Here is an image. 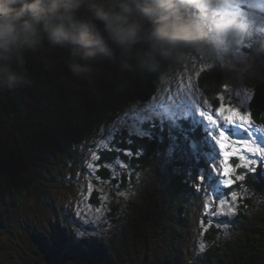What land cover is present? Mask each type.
<instances>
[{"label": "trees", "instance_id": "16d2710c", "mask_svg": "<svg viewBox=\"0 0 264 264\" xmlns=\"http://www.w3.org/2000/svg\"><path fill=\"white\" fill-rule=\"evenodd\" d=\"M198 4V0H185L179 9L196 31L204 19L190 8H198ZM143 25L145 33L153 29L147 23ZM50 46L67 50L72 45L54 42L26 49L23 65L15 69L17 81L0 84V253L17 250L9 262L0 264H133L138 258L149 259L150 264L152 255L162 264H177L184 252L182 247L197 237H202L208 247L191 255L186 264H264L262 163L233 186L231 191L246 188L250 192L236 214L228 220L220 217L209 221L203 213L207 190L193 174L198 168L188 175L180 170L181 162H173L168 156L173 141L184 136L172 116L136 118L133 127L137 130L113 124L107 140L97 146L99 177L95 172L89 176L92 170L82 162L86 143L102 122L130 106L131 99L145 103L156 96L172 52L154 50L146 40L135 54L125 55L123 50L117 56L121 66L109 71L104 67L112 66L110 60L115 56L108 59L99 52L91 72L73 79L61 65L58 70L51 60H40L43 54L56 55L48 49ZM246 81L241 69L216 65L199 73L197 85L215 114L226 87L237 89ZM251 86L250 118L264 130V71ZM179 123L184 130L189 129L190 136L202 138L187 119ZM236 161L233 158L232 164ZM208 162L203 160L199 167L209 169ZM209 165L212 169L214 164ZM237 170L245 173L242 168ZM81 175L86 182L92 180L98 185L92 193L93 205L100 204L98 189L103 190L101 195L109 196L105 206L109 239L95 233L91 225L83 229V238L68 234V212L52 208L55 190L76 185ZM211 178L216 184L218 174ZM222 186L217 185L213 197L230 191ZM46 209L55 217L46 215ZM128 224L144 239V255L138 244L130 248L128 240L116 232ZM19 236L24 237L21 242L16 241Z\"/></svg>", "mask_w": 264, "mask_h": 264}, {"label": "rangeland", "instance_id": "374dc122", "mask_svg": "<svg viewBox=\"0 0 264 264\" xmlns=\"http://www.w3.org/2000/svg\"><path fill=\"white\" fill-rule=\"evenodd\" d=\"M198 1V8L196 6H192L190 11L196 15L200 14L201 18L204 19V23L199 26L200 30L198 31L201 37V42H198L188 48L171 51L172 57L170 65L163 72L157 94L151 101L141 103L131 99L130 106L113 113L110 118L111 120L107 119L108 121L102 122L94 135L86 143L87 146L82 155V162L89 169H91V164L93 163L91 158L96 157L97 146L102 145L107 140L113 124L133 127V124L136 125L137 120L135 119H143V116H149L150 119L158 118L160 116H164L163 118L172 116L176 119V128L182 131L184 136L180 141H173L172 146L168 151L169 158L173 160V162H181L182 164L179 165L180 170L187 171L188 175H191V173L198 168L196 173L193 174H195L197 181L202 183L203 189L207 190L205 197H213L212 194L214 190H217V185L222 184L219 175L217 183H212L211 176L214 178L217 177L216 165L219 160V153L210 135L211 129L205 118L201 116L197 110L196 104L201 106L206 115L214 114L211 113L209 110L210 108L207 105L208 102L203 98V94L200 93V89L197 85V78L201 71L216 65H226L241 69L243 74L246 75V82L248 83L237 89L226 87L225 91L221 94V96L224 97L221 103L223 102L226 105L231 104L234 107L239 108L242 113H249V101L252 96V90H250V87H252L251 84L255 80L260 79L264 71V0ZM98 3L99 0H79V14L87 19L90 11L95 8ZM183 7L184 4L181 8ZM204 14L206 15L203 16ZM143 23H147L152 27L155 26L152 19H144ZM53 43V41H50L49 38L44 35L41 37V43L39 45H51ZM52 46L48 47V49L51 52L53 51L54 54L56 53V55H52L51 53V56L50 54H43L40 57V60L49 59L54 62L53 64L58 70L60 69V65L64 70H68L66 67V61L69 58L70 51L72 49L71 47L73 46H68L67 50L61 49L62 47L52 48ZM108 49L109 50L106 52H103L104 57L109 59L112 55H114L115 59L113 58V60H110L112 62V66L104 67L106 71H109L110 69L113 70V68L116 69L118 66H121L117 56L122 54L123 51L110 43L108 44ZM61 71L62 70H60V72ZM71 77L76 79L74 78L76 76L72 75ZM83 77L85 76H81L80 78ZM49 106L55 108L52 103H50ZM182 118L184 120L187 119V122L191 123L189 125L197 129L198 133L202 134L201 139H196L190 136L188 134L189 129H187V131L181 127L179 121H181ZM252 124L254 125L252 130L255 132V143L264 147V130L254 123ZM133 128L136 130L138 129V127ZM229 135L232 139H249L247 134L243 133L241 129H238L235 126L230 127ZM91 143L95 144L91 145ZM212 153H214V156H212ZM255 159L259 161V158ZM203 160L213 163L214 165H212V169H210L209 162L207 165V168L209 169L205 170L200 168V162ZM238 163L241 162L237 160L236 164ZM259 164L260 163L253 165L255 170ZM262 164V172L264 176V163ZM74 169H79V167H75ZM237 174H240L238 170ZM85 180L86 178L83 179V176L81 175L80 179L77 182L75 181L76 185H72L66 190H55V201L52 208L55 211L65 210L68 212L71 220L67 218L65 221L67 227L66 232L68 234L70 233L72 236L79 237L80 231L87 229V225L82 223L81 218L75 215V213L81 211V208H85V205L80 204V202L83 199V196L86 195L87 184L92 182V180L89 182H86ZM92 184L93 189L98 188L97 184L94 182H92ZM109 187H111V185H109ZM233 191L237 194L235 201L236 214L243 203V198L247 195L249 190L242 188ZM226 195L227 193L225 194L224 192L219 195L217 194L216 199H222ZM112 199L113 197L110 196V201ZM78 204H80V207H77ZM255 207L256 211L257 206L255 205ZM85 210L87 211L86 208ZM46 212V215L51 214V211H48L47 209L44 213ZM94 212V208L89 211V217H94ZM260 212L264 215V206L260 208ZM107 214L108 211L106 210L104 215L108 217ZM233 215L234 214L208 215V220H217L220 217H224L228 220L233 217ZM54 217V214H51V218ZM45 219L46 217L43 214L41 220L44 221ZM70 221L74 222L71 224ZM226 222L228 221H225V223ZM106 223L107 219L103 224H98L95 227L91 226V228H93L94 232L98 235H103L106 239H109L110 236H107V231L110 230V227H108ZM227 226L228 225L224 226V229H227ZM116 232L119 234L120 238L124 237L128 240L127 243H129L130 248H132L131 244H138V247L143 251L142 255H144V239L141 238V234L133 227V225H123L119 227ZM23 238L24 237L19 236L16 238V241L21 242ZM200 244H204L205 249L208 247L207 242L202 237L192 238L189 243L185 244L182 247L184 252L179 258L177 264H186L191 255L201 252L199 250ZM14 253H17V250L12 248L7 249L6 253H0V261L9 262L10 256ZM22 254L24 257V248ZM150 258L152 260L150 264H162L155 257V255L150 256ZM148 260L142 261L141 258H138L136 263L133 264H149Z\"/></svg>", "mask_w": 264, "mask_h": 264}, {"label": "clouds", "instance_id": "9594fccd", "mask_svg": "<svg viewBox=\"0 0 264 264\" xmlns=\"http://www.w3.org/2000/svg\"><path fill=\"white\" fill-rule=\"evenodd\" d=\"M184 3L99 0L86 19L79 14V0H0V84L17 81L15 69L23 65L24 51L35 49L44 35L53 42L71 43L66 67L76 77L91 72L92 61L109 50V43L125 51L142 39L160 52L191 47L201 37L180 14ZM146 18L155 25L148 33Z\"/></svg>", "mask_w": 264, "mask_h": 264}, {"label": "snow or ice", "instance_id": "6c2138e0", "mask_svg": "<svg viewBox=\"0 0 264 264\" xmlns=\"http://www.w3.org/2000/svg\"><path fill=\"white\" fill-rule=\"evenodd\" d=\"M219 99L223 101L224 97L220 96ZM196 105L200 115L207 121L211 129L210 135L218 149L219 160L216 165L217 174L220 176L222 185L226 189H230L227 195L219 200L215 197H205L203 213L204 215L235 214V201L237 194L231 190L237 181H244L247 172L255 171L253 165L264 163V147L255 143V132L252 130L254 125L250 119L251 113H242L239 108L234 107L231 104L226 105L222 102L219 107L215 109L214 115H206L201 106L199 104ZM231 126L241 129L243 133L247 134L249 139H232L229 135V129ZM233 158L241 163L235 165L231 164ZM255 158H259V161ZM91 159L93 160V163L91 164L92 171H88V175L91 176L92 173L95 172L99 177L101 163L97 158L93 157ZM239 168H244L245 173L237 174V169ZM112 183H115V177L112 178ZM93 190V184L92 182H89L86 188V195L83 196V199L80 202V204L85 205L87 211L85 208H81V211L75 213V215L81 218L82 223L85 225L95 227L98 224H103L107 219L104 213L106 211L105 206L107 205L109 197L101 195L100 193L103 190L98 189L97 199L100 201V204L93 205L91 203ZM118 190L119 189H117V191ZM80 204H78L77 207H80ZM93 208L95 210L94 217H89L88 213ZM84 235L85 230H81L79 236L83 238ZM204 249L205 245L200 244L199 250L203 252Z\"/></svg>", "mask_w": 264, "mask_h": 264}, {"label": "water", "instance_id": "95a60500", "mask_svg": "<svg viewBox=\"0 0 264 264\" xmlns=\"http://www.w3.org/2000/svg\"><path fill=\"white\" fill-rule=\"evenodd\" d=\"M146 44V40L142 39L141 41L137 42L134 46H132V48L128 51H125V55H131V54H135L138 51H140Z\"/></svg>", "mask_w": 264, "mask_h": 264}]
</instances>
